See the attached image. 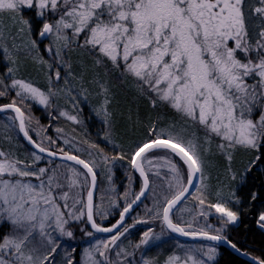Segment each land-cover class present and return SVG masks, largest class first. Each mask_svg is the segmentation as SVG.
<instances>
[{
  "label": "rangeland",
  "instance_id": "1",
  "mask_svg": "<svg viewBox=\"0 0 264 264\" xmlns=\"http://www.w3.org/2000/svg\"><path fill=\"white\" fill-rule=\"evenodd\" d=\"M153 49L159 59L146 57ZM131 53L139 58L135 63H187L199 83V63H224L257 77L263 100L258 120L247 127L235 124V134L216 146L229 164L236 147L260 143L264 0H0V106L19 104L26 131L42 147L67 153L83 146L70 126L82 123L84 58L88 65L108 66ZM248 98L257 101L258 96ZM51 120L58 122L51 125ZM175 144L197 166L193 194L201 186L192 155L199 156V145L195 139L187 141L190 150ZM85 156L96 175L93 215L103 225L136 197L141 181L130 164L123 191L117 192L114 161L99 150ZM141 166L149 189L124 225L144 224L111 245L116 232L99 235L86 224L87 175L28 148L13 114L0 113V264H216L217 245L179 239L162 223L164 205L187 183V167L161 149L144 155ZM199 199L184 201L172 218L207 230L236 224L237 217L223 205L215 203L205 212ZM258 226L264 231V215Z\"/></svg>",
  "mask_w": 264,
  "mask_h": 264
},
{
  "label": "trees",
  "instance_id": "2",
  "mask_svg": "<svg viewBox=\"0 0 264 264\" xmlns=\"http://www.w3.org/2000/svg\"><path fill=\"white\" fill-rule=\"evenodd\" d=\"M159 54L153 49L146 57L159 59ZM138 59L131 53L125 60L119 58L108 66H97L88 65L84 58L79 73L84 78L81 84L85 103L78 116L82 123L73 121V127L70 126L83 146L67 153L84 161L92 150L108 155L114 161L111 166L114 186L121 193L131 170L132 156L141 145L161 138L190 150L187 141L195 139L200 153L192 155L200 167L201 186L185 201L200 198L205 212L220 203L234 213L237 222L211 230L190 228L171 215L172 222L185 233L205 232L223 237L264 263V231L258 226V217L264 215V133L260 134L256 148L234 149L229 161L231 171L225 155L216 146L235 134V124L247 127L258 120V107L263 102L259 99L262 83L257 77L243 76L224 63H199L198 73L203 77L199 83L191 77L196 69L187 63H135ZM254 94L257 101L248 98ZM16 106L21 108L19 104ZM53 122L50 124L58 120ZM46 149L66 153L62 149ZM117 218L102 226L113 224ZM135 224L131 230L142 228L144 223ZM217 247L216 264H251L224 246Z\"/></svg>",
  "mask_w": 264,
  "mask_h": 264
},
{
  "label": "water",
  "instance_id": "3",
  "mask_svg": "<svg viewBox=\"0 0 264 264\" xmlns=\"http://www.w3.org/2000/svg\"><path fill=\"white\" fill-rule=\"evenodd\" d=\"M11 112L14 116L18 133L23 140V142L34 152L45 156L49 159L66 162L73 164L77 167H79L81 170L84 171V173L87 175L89 179V194H88V200L85 207V216H86V222L87 226L90 231L100 234V235H109L118 228H120L123 223L125 222L128 215L140 205V203L145 198L147 191H148V179L147 176L141 166V159L144 155L149 153L150 151L156 150V149H164L172 154H174L176 157H178L187 167L188 169V180L186 185L183 187V189L177 193L174 197H172L163 207L162 210V222L164 227L175 237L187 240V241H207L211 242L217 245H222L229 249L232 253L236 254L240 258L249 261L252 264H262L261 262L257 261L253 257L242 253L238 249H236L227 239L211 235L208 233H197V234H189L184 233L181 231L177 226H175L171 219L170 215L171 213L192 193L194 186L196 185L197 181V169L196 165L194 163V160L192 156L185 151L182 147L178 146L174 142H171L166 139H155L153 141H149L141 145L137 150L136 153L133 156L131 168L134 173H136L141 180V189L138 192L137 196L134 198V200L123 209L121 215L117 219V221L109 226V227H101L99 226L93 215V204H94V197L96 192V176L94 171L91 169V167L81 160L80 158L71 155V154H63L54 152L51 150L44 149L37 145L32 138L28 135V133L25 130L22 113L20 110L12 105V104H5L0 106V113L2 112ZM129 227L124 228L112 241L111 244H114L120 236L127 231Z\"/></svg>",
  "mask_w": 264,
  "mask_h": 264
},
{
  "label": "bare ground",
  "instance_id": "4",
  "mask_svg": "<svg viewBox=\"0 0 264 264\" xmlns=\"http://www.w3.org/2000/svg\"><path fill=\"white\" fill-rule=\"evenodd\" d=\"M196 168H197V166H196ZM260 217V216H259ZM259 217H258V219H259ZM229 241V240H228ZM230 242V241H229ZM231 243V242H230ZM232 244V243H231ZM233 245V244H232ZM234 246V245H233ZM235 247V246H234ZM226 248V247H225ZM236 248V247H235ZM237 249V248H236ZM229 250V249H228ZM240 251V250H239ZM242 252V251H241ZM243 253V252H242ZM234 254V253H233ZM244 254H246V253H244ZM236 255V254H235ZM248 255V254H247ZM237 256V255H236ZM250 256V255H249ZM239 257V256H238ZM252 257V256H251ZM254 258V257H253ZM254 259H256L257 261H259V262H261L262 264H264L262 261H260L259 259H257V258H254ZM249 262V261H248ZM250 263V262H249ZM252 264V263H251Z\"/></svg>",
  "mask_w": 264,
  "mask_h": 264
}]
</instances>
